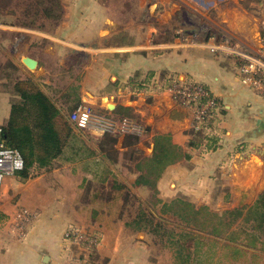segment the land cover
I'll use <instances>...</instances> for the list:
<instances>
[{
    "label": "crops",
    "instance_id": "crops-1",
    "mask_svg": "<svg viewBox=\"0 0 264 264\" xmlns=\"http://www.w3.org/2000/svg\"><path fill=\"white\" fill-rule=\"evenodd\" d=\"M184 3L201 14L208 27L197 29L187 22L193 26L185 30L179 26L178 3L163 0H61V19H41V27L26 25L16 14L0 16V126L11 104L5 74L31 78L94 153L88 160L59 158L47 168L34 166L25 180L4 179L0 264H67L70 249L76 250L65 239L70 228L99 235L98 264H176L172 257L155 255L145 231L127 226L122 199L104 186L117 182L132 189L140 173L136 166L151 157L156 138L166 137L179 154L156 182L162 201L182 196L192 202L219 185L229 187L234 199V188L264 186V98L243 82L239 59L224 48L230 38L264 59V0ZM132 5L136 17L126 12ZM210 26H215L212 31ZM24 58L35 60L36 67L27 68ZM7 63L15 70L6 69ZM75 70L80 73L77 82L59 87L60 74ZM185 81L203 85L217 101L199 125L168 92L173 83ZM73 101L104 115L131 118L146 134L123 147L124 135L130 134L79 130L69 119L72 111H65ZM197 131L203 139L198 147H189L190 134ZM82 134L91 137L92 145ZM106 135L118 138L116 162L99 153L98 141ZM103 171L104 198L88 188ZM125 174L128 183L121 177ZM22 208L34 218L26 236L17 239L10 222Z\"/></svg>",
    "mask_w": 264,
    "mask_h": 264
},
{
    "label": "trees",
    "instance_id": "trees-1",
    "mask_svg": "<svg viewBox=\"0 0 264 264\" xmlns=\"http://www.w3.org/2000/svg\"><path fill=\"white\" fill-rule=\"evenodd\" d=\"M19 6L15 0H0V16L5 12L16 14ZM62 13L61 0H29L22 10L23 22L31 27L41 19L55 23ZM37 25L41 27V24ZM10 68L15 70L13 64L7 63L6 69ZM11 76L8 72L5 74L11 95L10 113L0 127L5 145L17 151L24 163V168L15 177L20 180L30 178L32 167L47 168L59 158L91 159L93 151L36 83L31 78ZM77 104V101L67 104L65 111L71 112ZM190 135L188 146L198 147L202 135L199 131ZM117 141L116 136L109 135L98 141L99 153L110 162L117 161L114 148ZM137 142L136 136L124 135L123 147ZM153 145L151 157L136 166L140 173L133 183V187L150 190L151 201L145 207L137 206L136 214L127 226L145 231L153 237L154 244L169 247L176 264H264V191L249 205L222 211L211 210L206 205L197 206L182 196L162 201L157 197L156 182L179 154L166 137L156 138ZM98 177L103 182L105 171ZM110 188L123 191V207L132 206L138 200L124 184L114 182ZM90 249L92 264H98L96 248Z\"/></svg>",
    "mask_w": 264,
    "mask_h": 264
},
{
    "label": "built area",
    "instance_id": "built-area-1",
    "mask_svg": "<svg viewBox=\"0 0 264 264\" xmlns=\"http://www.w3.org/2000/svg\"><path fill=\"white\" fill-rule=\"evenodd\" d=\"M224 48L233 53L238 59V74L244 83L264 98V59L250 54L241 48L238 41L227 39ZM173 102L192 112L196 125L204 122L212 109L217 107L215 97L203 85L197 82L185 81L173 83L168 88ZM70 121L76 128L84 132L98 134H130L141 137L146 134L143 125L128 117L115 118L104 115L87 104H79L69 115ZM24 168V163L19 153L5 145L3 131L0 127V189L7 177H13ZM33 175V174H32ZM33 214L22 208L18 210L10 222V231L17 239H23L33 221ZM65 239L75 245L77 257L72 256L67 264H92L91 249H97L99 235L93 231H81L70 228L65 234ZM78 253V254H77Z\"/></svg>",
    "mask_w": 264,
    "mask_h": 264
},
{
    "label": "rangeland",
    "instance_id": "rangeland-1",
    "mask_svg": "<svg viewBox=\"0 0 264 264\" xmlns=\"http://www.w3.org/2000/svg\"><path fill=\"white\" fill-rule=\"evenodd\" d=\"M191 1V0H189ZM197 1H201V0H197ZM15 2H18L21 6L18 7V9H16L17 13V18H20L22 20H24L23 16H22V10L25 8V3L29 2V0H15ZM163 2H166V4L169 5V3H178L181 12H179V17H181L182 21H180L183 24L179 23V26L181 25L183 28H185V30L190 29L191 26H193L192 24H187V22L191 23H195L194 27L201 28V27H208L206 25V23L204 22L201 14H198L194 11H192L190 8H188L186 6V4L184 3V0H163ZM200 3V2H199ZM200 5V4H199ZM199 10H201V8L199 7ZM128 13V16H138L139 14L137 13V9L133 8V5L127 9L126 11ZM183 13V15L181 14ZM211 18H213L212 14H209ZM40 21V20H39ZM39 21L35 24V26H37V24L39 23ZM191 25V26H190ZM212 27L215 26H210V30L212 31ZM182 28V30H184ZM180 30V29H178ZM216 30V29H215ZM63 74V73H62ZM79 71L75 70L73 73L69 74H63L59 76V80L57 82V84L59 85V87H65L68 84H75L77 81V78L79 77ZM12 76H15V74H12ZM62 76V77H61ZM85 141H87V143L89 145H92V140L91 137L86 134H82L81 135ZM116 172V170H115ZM119 175V174H118ZM128 176L129 175H122L121 177L124 178L123 181L128 183ZM109 181L111 182L110 177ZM107 186V188H110L111 184L109 185H105ZM104 186L101 185V177L94 179V183H91L88 188L91 189L92 191H94L96 194H101L100 196H102V198H104V196L107 195L106 191H104ZM127 186V185H126ZM128 187V186H127ZM264 189V186L260 187V188H248L247 190L245 189H238V188H234V199L230 197V193H231V189L229 190V187L224 186V185H219V186H215L214 188H212L210 191L206 192L205 194H200L199 199L198 200H194L192 201L194 204H196L197 206L200 205H206L208 206L211 210L214 211H222L224 209H229V208H233L236 206H241V205H249L251 204L257 197V195L259 193H261ZM111 192L113 194H118L120 199H122V194L123 191H117V190H112L110 188ZM130 191L137 197L138 200H136L134 202V205H124V219L129 222L131 220L132 217L135 216L136 214V209L137 206L140 204L143 207L146 206L147 202L151 201V196H152V192L150 190H144V191H137L136 189L134 190V187L131 189ZM232 199V200H231ZM168 226H172L171 224H168ZM178 229V228H177ZM146 239L149 240L151 243H153L154 247H155V255H161L163 258L165 257H172V250L167 247V246H163L162 244H154L153 242V237L150 235H146ZM70 242V241H69ZM71 243V242H70ZM72 245V244H71ZM75 248V245H73ZM76 250L70 249V253H69V259L68 262H70L71 257L75 256L77 257L78 255L75 254ZM78 254V253H77ZM174 260V258H173ZM93 261V259H92Z\"/></svg>",
    "mask_w": 264,
    "mask_h": 264
},
{
    "label": "water",
    "instance_id": "water-1",
    "mask_svg": "<svg viewBox=\"0 0 264 264\" xmlns=\"http://www.w3.org/2000/svg\"><path fill=\"white\" fill-rule=\"evenodd\" d=\"M22 62L27 68L31 70H33L36 67V61L31 58H24ZM108 108H111V106H108Z\"/></svg>",
    "mask_w": 264,
    "mask_h": 264
}]
</instances>
